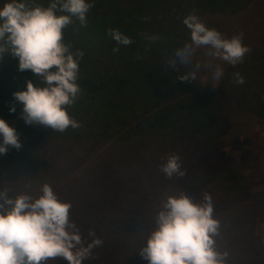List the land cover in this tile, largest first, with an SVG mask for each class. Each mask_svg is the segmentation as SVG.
<instances>
[{"label": "trees", "instance_id": "1", "mask_svg": "<svg viewBox=\"0 0 264 264\" xmlns=\"http://www.w3.org/2000/svg\"><path fill=\"white\" fill-rule=\"evenodd\" d=\"M36 2L47 6L50 0ZM91 2L87 27L74 21L63 30L64 41L70 42L73 49L84 51L88 69L87 74L79 72L82 93L72 108L67 109L69 115L81 124L86 123L87 133L93 138L105 134L99 149L108 148L120 137L151 139L163 145L179 143L186 152L200 158L198 169L190 170L181 180L188 183L187 187H200L197 190L201 189L203 195L211 196L220 232H233L234 213L244 220L237 232H252V239H257L253 232L258 214L255 193L242 190L249 187L247 183L222 188L217 185L221 180L213 184L212 180L221 173L218 170L223 159L217 156V144L237 142L246 125L264 120V15L259 9L264 6V0ZM192 12L206 26L219 31L220 18L230 17L228 31L243 33V43L251 48L242 63L235 66L221 63L224 76L213 86L211 78L202 83L203 66L197 72V80L179 79L198 63L199 49L192 64L185 66L177 62L176 70L167 66L175 50L190 42V30L183 24V18ZM109 29H118L132 43L118 45L108 35ZM144 34H156L160 39L149 45ZM225 36L230 37V33L226 32ZM83 40L87 41V52ZM115 47H119V52H113ZM12 59L6 54L0 60V118L7 120L18 133H44L56 139L77 135L75 129L61 133L22 122L23 105L14 99L13 93L24 90L20 86L24 80L12 73L5 77ZM236 72L245 78L244 84L233 82ZM10 105H15V112L9 111ZM254 250L257 264H264L259 240ZM56 260L61 264L65 261Z\"/></svg>", "mask_w": 264, "mask_h": 264}, {"label": "clouds", "instance_id": "2", "mask_svg": "<svg viewBox=\"0 0 264 264\" xmlns=\"http://www.w3.org/2000/svg\"><path fill=\"white\" fill-rule=\"evenodd\" d=\"M92 7L91 0H50L47 6L36 0H3L0 4V60L6 54L17 58L18 70H30L43 85L28 80L24 90L13 93L14 99L23 105L20 118L26 124L61 133L69 127H81L67 109L82 93L78 81L84 51L66 43L63 30L74 21L87 27V13ZM183 24L190 30V42L175 50L167 66L176 70L177 62L190 65L196 51L203 49L205 67L212 70V86L224 76L223 66L213 61L235 66L251 52L243 43V33L225 36L206 26L195 12L186 15ZM108 35L118 45L132 43L118 29H109ZM144 37L149 45L160 39L156 34ZM119 50L113 48V52ZM200 67L196 63L192 71L179 79L197 80ZM233 82L244 84L245 78L236 72ZM9 111L15 112V105H10ZM19 135L14 126L0 118V154H6L9 147L19 150ZM160 171L169 179L186 175L181 157L175 153L168 155ZM71 207V202L60 199L48 183L41 185L36 196L23 192L12 197L7 190H0V264H47L49 259L56 258L67 264H82L103 240L90 229L89 235L95 238L86 241L80 227L70 218ZM213 212L207 193L199 202L184 191L168 195L155 216V227L139 249L140 256L148 264H227L229 253L216 247L221 225Z\"/></svg>", "mask_w": 264, "mask_h": 264}, {"label": "rangeland", "instance_id": "3", "mask_svg": "<svg viewBox=\"0 0 264 264\" xmlns=\"http://www.w3.org/2000/svg\"><path fill=\"white\" fill-rule=\"evenodd\" d=\"M260 7L264 15V6ZM230 19L222 16L219 28L222 34L228 32L231 37L234 33L226 26ZM82 46L87 52L86 40ZM199 51L197 61L204 67L201 80L205 84L212 70L205 67L204 50ZM7 71L6 79L11 73L23 78L24 82L20 83L23 89L28 80L43 86L30 70H18L17 58L12 59ZM79 72L88 73L83 58ZM86 127V123L81 124L75 129L77 135L58 139L46 137L44 133H19L21 148L9 147L6 154H0V190H7L12 197L23 192L36 196L41 185L48 183L60 199L70 201V218L80 227L86 241L95 237L103 240V244L94 248L92 255L82 264H148L140 256L139 249L155 227V216L162 201L180 191L197 202L203 195L201 189L197 190L200 187L191 189L181 180L186 175L169 179L160 171V165L169 154H179L187 174L198 169L200 158L186 152L177 142L163 145L151 139L120 137L108 148L99 149L101 139H104L101 137L105 134L93 138ZM245 130L237 142L217 144V156L223 159L218 170L221 173H217L212 184L221 180L222 183L217 185L226 188L224 185L234 187L236 183H247L249 187L242 190L255 193L258 204L253 230L257 239H252V232H237L244 220L233 213V232H220L215 238L217 250L229 253L227 264H257L256 240L262 246L260 255L264 261V120L249 123ZM90 229L94 230L95 237L89 235ZM47 264L61 263L49 259Z\"/></svg>", "mask_w": 264, "mask_h": 264}]
</instances>
